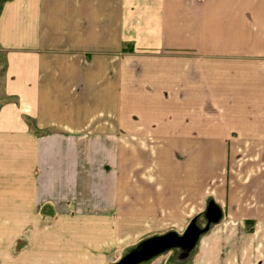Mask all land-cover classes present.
Segmentation results:
<instances>
[{"label":"crops","instance_id":"0c3cea01","mask_svg":"<svg viewBox=\"0 0 264 264\" xmlns=\"http://www.w3.org/2000/svg\"><path fill=\"white\" fill-rule=\"evenodd\" d=\"M163 238L264 264V0L4 1L0 264Z\"/></svg>","mask_w":264,"mask_h":264},{"label":"rangeland","instance_id":"374dc122","mask_svg":"<svg viewBox=\"0 0 264 264\" xmlns=\"http://www.w3.org/2000/svg\"><path fill=\"white\" fill-rule=\"evenodd\" d=\"M194 223V222H193ZM205 222H204V220H203V213H199V214H197V217H196V222H195V229H196V238H200V236L201 235H203V233L205 232V230L207 229L206 227L207 226H205ZM203 228H204V230H203ZM247 228H249V227H247ZM164 233V232H163ZM145 237H148V236H145ZM145 239V238H144ZM182 239V238H181ZM181 239H178L177 240V242L176 241H172V242H170V243H172L173 245H175V246H179V248L181 249V252H183V251H185V252H188L189 250H188V245L184 242V241H182ZM176 240V239H175ZM136 245V244H135ZM197 246H198V243H197ZM137 248V246H134L133 248H131V250H128L127 252H128V254L130 253V252H132V250H135ZM170 249H168V248H166L167 249V251H166V249H165V251L164 252H162V253H159V255L157 256V257H155L154 259H153V262L155 261V260H158V259H168V262H167V264L169 263V264H179V263H181V262H178L176 259H174V258H176L175 256H179V250H177V248L178 247H174V246H171V247H169ZM155 256H156V254H155ZM183 256V255H182ZM153 257V256H152ZM151 258V257H150ZM149 259V258H148ZM145 260H143V262H144ZM142 263V261L141 262H139V263H136V264H141ZM145 263V262H144ZM164 264V261H156V263H154V264Z\"/></svg>","mask_w":264,"mask_h":264},{"label":"water","instance_id":"95a60500","mask_svg":"<svg viewBox=\"0 0 264 264\" xmlns=\"http://www.w3.org/2000/svg\"><path fill=\"white\" fill-rule=\"evenodd\" d=\"M169 240L170 239L163 238L157 242H147L137 247L135 250H132V252L127 254L122 260L115 264H136L143 260H147L161 250H165L168 247L175 246L170 243L172 241Z\"/></svg>","mask_w":264,"mask_h":264},{"label":"trees","instance_id":"16d2710c","mask_svg":"<svg viewBox=\"0 0 264 264\" xmlns=\"http://www.w3.org/2000/svg\"><path fill=\"white\" fill-rule=\"evenodd\" d=\"M4 1H6V0H0V10H1V7H2V4Z\"/></svg>","mask_w":264,"mask_h":264}]
</instances>
